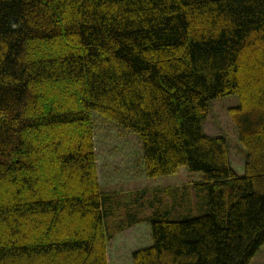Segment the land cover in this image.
<instances>
[{
  "label": "trees",
  "instance_id": "1",
  "mask_svg": "<svg viewBox=\"0 0 264 264\" xmlns=\"http://www.w3.org/2000/svg\"><path fill=\"white\" fill-rule=\"evenodd\" d=\"M228 94L241 176L201 124ZM92 112L139 137L144 176L202 174L198 215L172 218L157 194L170 188L153 193L133 264L251 263L264 245V0H0V264H107L114 232L142 222L143 192L100 188Z\"/></svg>",
  "mask_w": 264,
  "mask_h": 264
},
{
  "label": "rangeland",
  "instance_id": "2",
  "mask_svg": "<svg viewBox=\"0 0 264 264\" xmlns=\"http://www.w3.org/2000/svg\"><path fill=\"white\" fill-rule=\"evenodd\" d=\"M208 104V115L201 123L203 131L208 135L226 139L230 166L241 176L244 174L245 148L240 143L228 114V109L238 104L237 96L228 94L214 98ZM92 121L97 176L101 190L117 192L122 195L121 198L130 197L131 193L140 196L143 192L144 199L147 198L142 204L134 202L133 212L142 222L123 231H115L106 244L107 264H133L132 253L151 244L150 223L147 218L152 217L158 210V203L151 200L153 193L159 189H174L172 195L157 191L159 199L168 204L172 218L198 215L202 213L201 205L206 191L194 184L202 181V174L180 167L172 175L146 177L142 173L139 137L107 121L96 112H92ZM122 206L124 217L128 219V209L131 210L132 205L123 203ZM250 264H264V245L259 248Z\"/></svg>",
  "mask_w": 264,
  "mask_h": 264
},
{
  "label": "crops",
  "instance_id": "3",
  "mask_svg": "<svg viewBox=\"0 0 264 264\" xmlns=\"http://www.w3.org/2000/svg\"><path fill=\"white\" fill-rule=\"evenodd\" d=\"M142 173H143V172H142ZM173 191H174V189H170V192H173ZM170 192H169V193H170ZM167 193H168V192H166V194H167ZM169 193H168V194H169ZM171 195H172V194H171Z\"/></svg>",
  "mask_w": 264,
  "mask_h": 264
}]
</instances>
